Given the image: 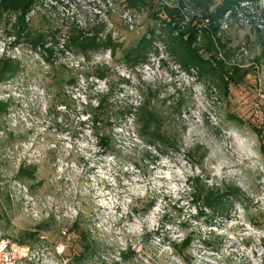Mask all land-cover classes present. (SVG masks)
I'll return each mask as SVG.
<instances>
[{
	"label": "rangeland",
	"instance_id": "rangeland-1",
	"mask_svg": "<svg viewBox=\"0 0 264 264\" xmlns=\"http://www.w3.org/2000/svg\"><path fill=\"white\" fill-rule=\"evenodd\" d=\"M153 2L134 8L124 0H37L25 21L32 36L42 33L53 46L51 63L40 47L16 39L13 14L0 18V57L20 64L0 81V100L8 103L0 115V232L36 247L47 264H264V0H237L216 18L218 58L248 69L226 95L217 77L184 66L181 45L169 41L194 20L192 46H203L211 23L205 9L214 13L225 0ZM161 4L179 11L171 25L152 17ZM73 29L112 45L83 53L68 44ZM142 37L151 40L145 58L126 62ZM96 66L107 69L105 77L94 75ZM149 91L176 149L157 151L139 137L134 115H116L123 106L136 108ZM106 94L98 126L111 136L109 149L90 122ZM22 164L36 166L33 180L16 178ZM195 176L240 189L237 199L226 197L227 215H211L195 201ZM188 234L179 255L171 243Z\"/></svg>",
	"mask_w": 264,
	"mask_h": 264
},
{
	"label": "trees",
	"instance_id": "trees-1",
	"mask_svg": "<svg viewBox=\"0 0 264 264\" xmlns=\"http://www.w3.org/2000/svg\"><path fill=\"white\" fill-rule=\"evenodd\" d=\"M199 4H202L208 0H196ZM237 0H225V2L217 8L216 12H207L205 9V15L210 17V26L208 29L203 30L204 45L203 46H192L195 40L196 32L198 29V24L194 20H191L187 27L178 33L176 41L173 38H169L170 43H173L178 47L181 45V49L177 52L180 59L183 61L184 66L192 65L199 72L200 76H213L217 77L219 84L226 95L230 92L231 87H235L241 83L243 77L248 73V69H240L236 65H226L225 60L218 58V51L216 50V44L214 35L217 31L216 18L222 12V10L228 7L230 4ZM37 0H0V18L3 15L13 14L15 21L12 24L13 28H16L15 36L16 39L24 37L33 48L37 46L40 47L42 56L47 62L52 61V56L54 53L53 46L47 45L45 36L42 33H37L32 36L25 21L26 15L29 13L31 8L35 5ZM127 6L134 8L141 7H153V0H124ZM161 14L160 16L157 12L152 14L155 19H160V21L171 25L176 21L179 16V11L176 8H170L167 5H160ZM162 15L164 18H161ZM53 43H56L53 40ZM151 40L142 37L139 44L131 48L125 53L124 60L128 63H136L145 58L144 50L150 45ZM68 44L75 48L76 50L87 53L90 50H95L101 45L111 46L110 38H107L103 42L97 40L96 35L87 36L82 30L73 29L68 36ZM222 46V45H221ZM114 52V51H113ZM208 53L207 56L204 55ZM19 61L14 58L2 56L0 57V81H5L13 77L19 71ZM64 67V66H63ZM94 75L98 78H103L107 74V69L105 67L96 66L93 71ZM75 78L71 77L68 82L74 83ZM153 94L151 91L148 92V97L140 104L133 108L132 106H123L119 108L116 115L120 117H125V115H134L135 123L137 126V132L139 137H141L147 144L154 146L157 151L165 152L167 147L176 149V146L171 142L170 138L165 134L160 128L161 117L157 113L155 108L150 102L151 96ZM108 96L109 94L102 95L97 99V104L93 112H91L90 122L91 128L94 130L95 136L101 147L109 149L111 147V136L105 132L99 130V123L104 121L105 111L108 106ZM181 106V101L178 102V107ZM8 103L6 101L0 100V115L4 114L7 110ZM134 110V111H133ZM108 118L106 123L109 124ZM237 122H241V118L233 117ZM254 131L258 134L261 132L260 129L253 127ZM260 151L264 157V147L260 146ZM145 154L149 156L148 150H144ZM147 152V153H146ZM35 165H25L22 164L18 168L16 178L22 182L27 180H33L35 177ZM192 193L194 195L195 201L200 200L202 205L211 211V215L220 214L227 215L229 209L232 207V201L227 200L226 197L231 199H237L240 194V189L234 186H226L224 189L216 186H209L199 176H195L192 179ZM150 203V202H149ZM147 204L149 207L150 204ZM231 203V204H230ZM145 207V209L147 208ZM201 211V213H200ZM200 216H208L205 212L200 209ZM225 213V214H224ZM210 217V216H209ZM52 220V217L42 221L38 228L43 229ZM78 223L74 222L73 226H77ZM33 235V234H30ZM186 235L180 244L172 242V248L179 254H183L182 249H186L191 241V235ZM79 236L84 242V248L86 252H93L92 244L88 243L87 233L81 231ZM188 238V239H187ZM23 243V242H20ZM124 258L130 256V250L123 252Z\"/></svg>",
	"mask_w": 264,
	"mask_h": 264
},
{
	"label": "built area",
	"instance_id": "built-area-1",
	"mask_svg": "<svg viewBox=\"0 0 264 264\" xmlns=\"http://www.w3.org/2000/svg\"><path fill=\"white\" fill-rule=\"evenodd\" d=\"M35 248L17 243L0 232V264H47L39 258Z\"/></svg>",
	"mask_w": 264,
	"mask_h": 264
},
{
	"label": "bare ground",
	"instance_id": "bare-ground-1",
	"mask_svg": "<svg viewBox=\"0 0 264 264\" xmlns=\"http://www.w3.org/2000/svg\"><path fill=\"white\" fill-rule=\"evenodd\" d=\"M143 150H144V149H143ZM146 153H147V152H146ZM148 153H149V152H148ZM153 156H154V155H153ZM151 157H152V155H151ZM151 157H150V158H151ZM213 185H214V184H213ZM150 201H151V200H150ZM150 201H149V202H150ZM150 203H151V202H150ZM150 203H149V204H150ZM152 203H153V202H152ZM230 204H231V203H230ZM149 206H150V205H149ZM146 207H147V206H146ZM147 208H148V207H147ZM144 209H145V208H144ZM144 209H143V210H144ZM200 213H201V211H200ZM224 214H225V213H224ZM189 238H190V235H189ZM187 239H188V238H187Z\"/></svg>",
	"mask_w": 264,
	"mask_h": 264
}]
</instances>
